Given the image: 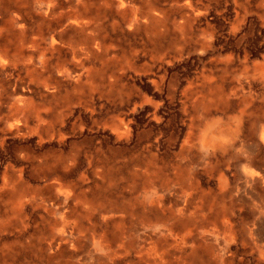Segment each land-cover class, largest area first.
Wrapping results in <instances>:
<instances>
[{
	"label": "rangeland",
	"instance_id": "1",
	"mask_svg": "<svg viewBox=\"0 0 264 264\" xmlns=\"http://www.w3.org/2000/svg\"><path fill=\"white\" fill-rule=\"evenodd\" d=\"M120 1L0 0V264H264L229 157L264 109V0Z\"/></svg>",
	"mask_w": 264,
	"mask_h": 264
},
{
	"label": "bare ground",
	"instance_id": "2",
	"mask_svg": "<svg viewBox=\"0 0 264 264\" xmlns=\"http://www.w3.org/2000/svg\"><path fill=\"white\" fill-rule=\"evenodd\" d=\"M120 3L123 5L125 4L122 0L120 1ZM136 18L137 17H135V19ZM148 18H150V17L148 16ZM247 109L248 108L243 109L242 112H244L245 114H248L246 112ZM249 117L250 118L247 122L246 131H245L246 132V138H245L246 145L242 146V147H244L243 150L237 149V153L229 154V157L235 159L239 163V167L241 168V172L246 179V183L249 185V186L248 185L247 186H248V188H251L252 192H254L255 187H262L263 188V194L261 196H258V198H259L260 202H264V164H263L264 163V109L252 110L249 113ZM240 129L239 128L232 129L230 127V128H226V129L222 130L221 132L217 131V133L215 135L212 132L213 135L210 137V140L208 141L209 144L207 142V144L209 145L208 147L213 152L216 150H221V149L228 151L227 148H230L236 141H238L237 139H238L239 134H240L239 133ZM217 134H219V135H217ZM218 136L219 137L221 136V137L219 138ZM150 177H152V175ZM156 197H157V199H160L159 192L156 193ZM215 200H216V198L212 199L209 207H212L217 203V202H215ZM224 210L225 209H223V211ZM216 214H218V213L216 212ZM223 214H225V211ZM150 215L151 214H147V223L149 222L148 227H152L151 222H153L152 217ZM193 216L194 215H192V217ZM67 218L68 217H66L63 214L62 217L59 219L60 221L56 222L57 224H60V226H62V230L59 231V229L58 230L56 228L54 229L56 231L55 235H59V237L53 238L51 243L48 244L51 249H53L57 246H61L63 244H66L68 242H73L74 232L67 229V223H68ZM160 222H162V219H158L157 223H160ZM224 222L229 224V225L231 224L228 218H225ZM147 223H146V225H147ZM213 224H214V230H216L217 229V227L215 226L216 223H213ZM187 226H188V224H187ZM2 227H3V222L0 221V232H1ZM153 230L155 231V226H154ZM158 230H159V225H158ZM225 231L228 234V235H226V237L228 239V240H226V242L229 243L230 240L232 238H234L233 227L232 226L231 227L225 226ZM53 233H54V231H53ZM202 233L204 234V231ZM201 244H203L205 246H209L208 239L203 237ZM21 248H22L21 250H23V249L33 248V247L32 246H29V247L22 246ZM217 248L219 249V247H217ZM203 249H205V251L203 253H211V255H213V256L216 255V250L214 248H211V247L208 248L207 247V248H203ZM34 252H36L38 257L43 259L44 249L41 246V240L40 239L37 240V244L34 247ZM17 254L18 253L16 251L15 252L10 251V254L8 257L12 258V257H15ZM260 255L262 257H264V249L260 250ZM221 258H223V257L221 256ZM221 261L224 262L223 259ZM196 262H199V260L196 258H193L192 263H196Z\"/></svg>",
	"mask_w": 264,
	"mask_h": 264
},
{
	"label": "crops",
	"instance_id": "3",
	"mask_svg": "<svg viewBox=\"0 0 264 264\" xmlns=\"http://www.w3.org/2000/svg\"><path fill=\"white\" fill-rule=\"evenodd\" d=\"M255 189H256V187H255ZM258 196H261V194L258 193ZM211 201H212V200H208V207H209ZM228 219H229V218H228ZM229 221H230V219H229ZM230 223H231V221H230ZM225 226H226V227H227V226H228V227H231V225H229V224H228V225H225V224H224V230H225ZM263 230H264V229H263Z\"/></svg>",
	"mask_w": 264,
	"mask_h": 264
}]
</instances>
